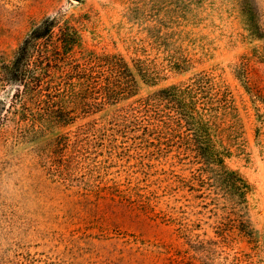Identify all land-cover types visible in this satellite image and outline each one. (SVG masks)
<instances>
[{"label": "rangeland", "instance_id": "374dc122", "mask_svg": "<svg viewBox=\"0 0 264 264\" xmlns=\"http://www.w3.org/2000/svg\"><path fill=\"white\" fill-rule=\"evenodd\" d=\"M59 10L90 14L79 60L121 53L161 77L135 69L133 94L67 125L20 124L0 87V264H264V0H0V55ZM200 72L228 91L214 119L247 202L167 130L171 107L141 104Z\"/></svg>", "mask_w": 264, "mask_h": 264}, {"label": "trees", "instance_id": "16d2710c", "mask_svg": "<svg viewBox=\"0 0 264 264\" xmlns=\"http://www.w3.org/2000/svg\"><path fill=\"white\" fill-rule=\"evenodd\" d=\"M90 14L65 10L35 22L23 42L10 55H0V87L14 86L6 108L28 119H49L60 125L75 121L80 115L114 104L135 92V69L144 79L156 82L161 72H152L142 60L135 65L121 53H90L84 61L76 57L83 47L86 20ZM185 68L183 63L172 65ZM214 91V89H216ZM228 91L215 81L214 75L200 72L190 81L167 85L143 100L144 107L165 104L175 111L174 125L167 130L179 133L189 143L195 157L210 168L220 185L247 202L255 185L240 170L226 162L231 150L219 137L215 122L217 103L231 106ZM257 119V136L264 134V92H253ZM69 102L72 107H67ZM5 109V105L2 106ZM8 114L0 116V123ZM21 124V123H20ZM25 127L19 134H22ZM184 133V135H183Z\"/></svg>", "mask_w": 264, "mask_h": 264}]
</instances>
